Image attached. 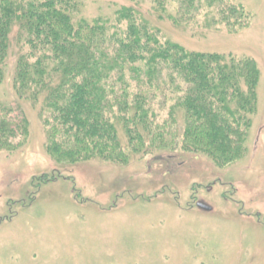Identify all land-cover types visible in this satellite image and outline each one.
Instances as JSON below:
<instances>
[{"label": "trees", "instance_id": "16d2710c", "mask_svg": "<svg viewBox=\"0 0 264 264\" xmlns=\"http://www.w3.org/2000/svg\"><path fill=\"white\" fill-rule=\"evenodd\" d=\"M111 19L79 17V0H0V150L29 135L28 102L55 161L120 160L174 147L229 164L246 152L261 70L231 53L190 50L154 25L185 29L249 26L232 0H121ZM18 109L14 117L13 112Z\"/></svg>", "mask_w": 264, "mask_h": 264}, {"label": "rangeland", "instance_id": "374dc122", "mask_svg": "<svg viewBox=\"0 0 264 264\" xmlns=\"http://www.w3.org/2000/svg\"><path fill=\"white\" fill-rule=\"evenodd\" d=\"M79 1L88 20L111 19L122 3ZM232 1L252 16L236 32L154 25L187 49L257 61L244 155L217 164L184 151L177 132L167 138L170 150L60 163L45 150L37 109L23 102L28 138L0 150V264H264V0ZM1 101H16L8 79Z\"/></svg>", "mask_w": 264, "mask_h": 264}, {"label": "water", "instance_id": "95a60500", "mask_svg": "<svg viewBox=\"0 0 264 264\" xmlns=\"http://www.w3.org/2000/svg\"><path fill=\"white\" fill-rule=\"evenodd\" d=\"M199 207L204 209L205 211H211L212 207L208 206V204H198Z\"/></svg>", "mask_w": 264, "mask_h": 264}, {"label": "flooded vegetation", "instance_id": "af4514ba", "mask_svg": "<svg viewBox=\"0 0 264 264\" xmlns=\"http://www.w3.org/2000/svg\"><path fill=\"white\" fill-rule=\"evenodd\" d=\"M196 203H198V204H199V203H200V204H204V203H201V202H199V201H198V202L196 201L195 204H196Z\"/></svg>", "mask_w": 264, "mask_h": 264}]
</instances>
